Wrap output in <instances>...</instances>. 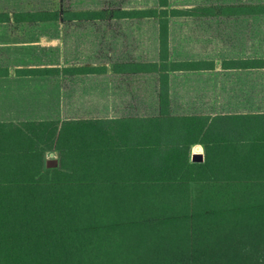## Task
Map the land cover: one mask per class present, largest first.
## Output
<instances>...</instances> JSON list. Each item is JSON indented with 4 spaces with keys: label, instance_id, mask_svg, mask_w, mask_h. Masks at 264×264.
<instances>
[{
    "label": "trees",
    "instance_id": "16d2710c",
    "mask_svg": "<svg viewBox=\"0 0 264 264\" xmlns=\"http://www.w3.org/2000/svg\"><path fill=\"white\" fill-rule=\"evenodd\" d=\"M206 1L0 11V24L157 27L152 58L16 68L62 75L76 104L62 121L0 124V264H264V82L253 86L264 52L223 48L247 44L253 24L218 20L264 17V0ZM99 77L116 99L129 93L106 79L153 78L156 108L103 106L84 85ZM50 152L58 168L46 167Z\"/></svg>",
    "mask_w": 264,
    "mask_h": 264
},
{
    "label": "rangeland",
    "instance_id": "374dc122",
    "mask_svg": "<svg viewBox=\"0 0 264 264\" xmlns=\"http://www.w3.org/2000/svg\"><path fill=\"white\" fill-rule=\"evenodd\" d=\"M212 3L214 0H208ZM206 1V2H208ZM223 4L247 3L253 0H216ZM258 1V0H254ZM263 1V0H259ZM155 0H0V11L59 10L69 8H112L126 6H149ZM245 21L253 24L252 39L244 41L236 38L223 39V48L231 52H247L261 56L264 52V17H221L218 20ZM70 31V35H68ZM157 27L154 21H117L109 17L101 23H82L71 26L65 24H0V66L10 68L27 65L62 66L69 63L67 57L81 63L105 62L110 57L120 58L155 55ZM68 35V36H67ZM67 61V62H66ZM140 79V80H136ZM105 80L107 85L127 90V92H154L156 82L153 78ZM253 86L259 89L264 77L254 75ZM52 80V79H47ZM103 77L87 80L84 85L90 87L97 97L103 90ZM136 80V81H135ZM61 81V80H60ZM59 81V82H60ZM51 81H46L50 83ZM64 82V81H63ZM62 81L60 82L61 87ZM72 86L74 83L71 84ZM62 86H65L62 84ZM118 96L125 91H118ZM69 93V92H68ZM71 96V95H70Z\"/></svg>",
    "mask_w": 264,
    "mask_h": 264
},
{
    "label": "crops",
    "instance_id": "0c3cea01",
    "mask_svg": "<svg viewBox=\"0 0 264 264\" xmlns=\"http://www.w3.org/2000/svg\"><path fill=\"white\" fill-rule=\"evenodd\" d=\"M40 66L45 65L18 66L14 67L13 69L7 66L10 68L9 76L0 77V124L62 121L65 118V109L67 108V105L68 107H71L73 104H76L73 98L66 97L65 88L64 86H62V84H64L63 81H65V78L62 75H16V68ZM48 78L52 80H47ZM60 80L62 81L61 87L59 86L61 82ZM46 81L51 82L46 83ZM81 87L82 86H80V88ZM85 90H87V88H85ZM120 90L122 92H127V90L123 89H119L118 91ZM114 92V88L109 86L105 87L103 91L101 90V103L103 104V106L107 108L122 107L123 102L128 101L129 104L138 106L143 109L156 108L155 102H152V100L149 99V96L151 95H147V93L149 92L145 90L142 91L141 94H137V92L135 91L127 92L129 93V95L126 97H121L120 99L115 98ZM78 101L80 103H84V106L86 108L87 102H92V98L86 95V97L81 98ZM53 159L58 161L59 166L60 161L58 154L56 152H50L45 156L46 167L47 161ZM192 160L195 162L203 161L201 146H195L193 148ZM58 166L56 168H58Z\"/></svg>",
    "mask_w": 264,
    "mask_h": 264
},
{
    "label": "water",
    "instance_id": "95a60500",
    "mask_svg": "<svg viewBox=\"0 0 264 264\" xmlns=\"http://www.w3.org/2000/svg\"><path fill=\"white\" fill-rule=\"evenodd\" d=\"M58 166V161L53 159V160H49L47 161V167L48 168H56Z\"/></svg>",
    "mask_w": 264,
    "mask_h": 264
}]
</instances>
